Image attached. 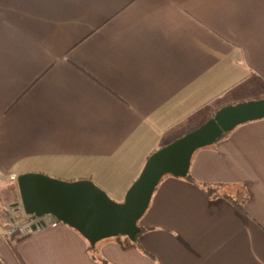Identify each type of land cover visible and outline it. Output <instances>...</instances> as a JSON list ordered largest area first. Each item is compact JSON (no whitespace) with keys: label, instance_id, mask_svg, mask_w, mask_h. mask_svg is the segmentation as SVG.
<instances>
[{"label":"crops","instance_id":"0c3cea01","mask_svg":"<svg viewBox=\"0 0 264 264\" xmlns=\"http://www.w3.org/2000/svg\"><path fill=\"white\" fill-rule=\"evenodd\" d=\"M261 99L264 0H0V169L13 180H89L121 202L148 155ZM189 175L161 181L134 247L111 238L91 254L51 216L21 241L0 224V259L264 264V119L198 150Z\"/></svg>","mask_w":264,"mask_h":264},{"label":"water","instance_id":"95a60500","mask_svg":"<svg viewBox=\"0 0 264 264\" xmlns=\"http://www.w3.org/2000/svg\"><path fill=\"white\" fill-rule=\"evenodd\" d=\"M260 119H264V99L224 107L198 129L155 151L121 202L89 180L71 182L24 173L17 179L24 212L33 218L55 217L93 247L118 237L136 242L141 232L138 223L166 176L186 178L198 150L215 144L239 125Z\"/></svg>","mask_w":264,"mask_h":264},{"label":"rangeland","instance_id":"374dc122","mask_svg":"<svg viewBox=\"0 0 264 264\" xmlns=\"http://www.w3.org/2000/svg\"><path fill=\"white\" fill-rule=\"evenodd\" d=\"M150 155H148V158L150 157ZM47 174L45 175L52 178H57V179L62 178V177H58V175H50L49 173ZM17 179L18 178H15V180H13L9 176L6 177L5 175L0 174V192H2V194L5 193L6 189L11 185V183H16L18 185ZM61 180L72 182V180H65V179H61ZM24 214L23 211L20 208H18L16 205L9 204L8 199L5 200L4 202L0 200V217H1L0 224H2L3 227H5L4 230H6V232L8 231L9 228L11 229L13 227L19 226L21 219H23L24 217Z\"/></svg>","mask_w":264,"mask_h":264},{"label":"trees","instance_id":"16d2710c","mask_svg":"<svg viewBox=\"0 0 264 264\" xmlns=\"http://www.w3.org/2000/svg\"><path fill=\"white\" fill-rule=\"evenodd\" d=\"M227 134L228 133L224 134V136L222 138H224ZM0 174L5 175L6 177H8V176L10 177L9 174L4 173L1 169H0ZM186 178L191 179V176L188 175ZM202 187L205 189V191L207 192V194L209 196L213 197V196L217 195V188L215 185H212L209 183H203ZM18 198H19L18 185L16 183H11V185L6 189L5 193L2 194V192H0V200L4 202L5 200L8 199L9 204L15 205L18 201ZM14 237L17 241H21V240L27 238L28 235L20 236V235L16 234V235H14ZM115 239L118 240L119 243L124 248L134 247L136 245V243L132 242L128 237H118ZM88 250L91 254H94L96 248L91 246L90 243H88ZM0 264H4L1 259H0Z\"/></svg>","mask_w":264,"mask_h":264},{"label":"built area","instance_id":"2783aa9c","mask_svg":"<svg viewBox=\"0 0 264 264\" xmlns=\"http://www.w3.org/2000/svg\"><path fill=\"white\" fill-rule=\"evenodd\" d=\"M18 208L22 209L23 210V206H22V203L19 204V206H17ZM51 216L48 215V216H44L42 218H32V216H26V221H25V224L23 226H16V227H13L11 228L8 233L9 235H16V234H20V235H27L29 234V230L32 229V225H33V222H35L37 219H46V218H50ZM59 224H61L60 221H58L57 219L54 220V222L51 223L50 225V228H55L57 227Z\"/></svg>","mask_w":264,"mask_h":264}]
</instances>
